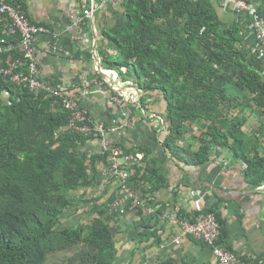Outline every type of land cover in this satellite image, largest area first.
<instances>
[{
	"label": "trees",
	"instance_id": "1",
	"mask_svg": "<svg viewBox=\"0 0 264 264\" xmlns=\"http://www.w3.org/2000/svg\"><path fill=\"white\" fill-rule=\"evenodd\" d=\"M246 1L264 20V0ZM119 4L124 20L105 32L116 54L101 51L106 66L131 65L142 91L140 104L146 107L144 97L158 92L167 107L159 156H151L147 147L120 144L126 153L142 154L128 179L140 204L110 214L114 196L105 203H98L102 196L87 199L84 190L99 187V165L107 163L106 152L89 146L95 134L67 130L70 111L53 96L0 76V264H54L49 254L74 247L65 264H118L112 222L131 210L143 221L164 212L154 209L149 220L143 216L146 206H153L151 197L168 184L164 163L169 155L200 165L228 153L246 164L244 176L252 186L264 184V59L254 45L250 48L249 21L222 18L219 0ZM254 120L256 129L247 131ZM191 125L198 126V133L190 134L199 144L194 150L177 145ZM91 201L97 204L91 207ZM83 203L90 206L86 219L64 222L66 212ZM207 212L218 220L213 208ZM141 228V236L154 237L151 245L159 241L146 230L149 225ZM159 264L185 263L169 258Z\"/></svg>",
	"mask_w": 264,
	"mask_h": 264
},
{
	"label": "crops",
	"instance_id": "2",
	"mask_svg": "<svg viewBox=\"0 0 264 264\" xmlns=\"http://www.w3.org/2000/svg\"><path fill=\"white\" fill-rule=\"evenodd\" d=\"M21 3L30 21L48 30L35 41L38 76L61 85L67 95L80 98L81 107L88 110L91 118L106 126L123 120V108L110 100V94L117 92L126 96L131 106L130 123L116 133L107 132L105 137L128 149L147 147L152 150L151 156H159L161 138L166 133L165 99L158 92L148 93L143 107L142 91L134 83L135 74L123 77L120 71L107 67L101 55L102 50L111 53L110 56L116 55L105 32L124 20L119 0H21ZM86 9L92 11V16L77 27L72 26L70 16ZM221 16L249 21L248 12L235 13L225 6ZM249 39L252 50V34ZM177 145L191 150L199 146L190 133ZM89 146L93 152L101 150L96 139ZM245 166L228 153L200 165L180 162L169 155L164 163L168 184L151 197L153 206L147 205L143 216L149 220L146 216L156 214L154 209L164 212L152 216L151 221H143L139 213L131 210L112 222L116 231L117 263L130 264L134 260V264H159L175 258L185 264H215L211 248L191 236H184L180 225L182 218H193L211 208L218 215L221 244L238 256L240 264L264 257V184L252 186L244 176ZM103 168L100 164L99 187L84 190L87 199L102 196L98 203L114 196L116 187L115 182L106 178ZM77 196L81 197V193ZM96 204V201L90 202L91 207ZM89 208L84 203L78 205L76 212H66L64 222L84 221ZM141 225H149L146 230L154 233L159 241L151 245L154 237L141 236ZM174 238H179L178 242Z\"/></svg>",
	"mask_w": 264,
	"mask_h": 264
},
{
	"label": "built area",
	"instance_id": "3",
	"mask_svg": "<svg viewBox=\"0 0 264 264\" xmlns=\"http://www.w3.org/2000/svg\"><path fill=\"white\" fill-rule=\"evenodd\" d=\"M219 1L237 13H249L248 28L254 38V50L258 52L259 58L264 59V20L256 14L255 4L246 0ZM91 16L90 9L82 13L74 12L70 16L72 26L77 27ZM45 32H48L45 26L30 21L21 0H0V76L32 92H44L53 96L70 111L67 130L95 134L101 151L107 153V163L102 164V171L108 180L117 184L114 197L107 206L108 212L124 214L128 205L132 209L140 204L139 197L131 188L128 179L129 169L140 161L142 154L126 153L118 142L107 139L105 134L116 133L130 123V102L126 96L117 92L110 94V100L123 108V120L121 123L106 126L103 122L91 118L88 110L81 107L80 98L68 97L64 87L40 78L35 59V41L39 34ZM102 82L100 81V84ZM196 129V125H191L189 132L193 133ZM180 225L184 236H191L211 248L215 264H240L238 256L219 243L220 224L213 212H204L193 218H182ZM178 240L179 238H174V241ZM255 264H264V257L256 259Z\"/></svg>",
	"mask_w": 264,
	"mask_h": 264
},
{
	"label": "rangeland",
	"instance_id": "4",
	"mask_svg": "<svg viewBox=\"0 0 264 264\" xmlns=\"http://www.w3.org/2000/svg\"><path fill=\"white\" fill-rule=\"evenodd\" d=\"M115 69L117 71H120V73L123 77H129V76L133 77V75H134V70H133L131 65H129V66H126V65L118 66ZM133 79H135V78H133ZM134 83H137V80ZM256 123L257 122H255V120L247 123L246 124L247 126L245 127L246 130L249 131L251 128H255ZM197 131H198V129H196L194 132H197ZM189 133L191 134V132H189ZM75 222H73V223H75ZM77 248L78 247H74L73 250H70V251H64L63 250V251L51 253L48 255V261L51 263H54V264H65L67 258L71 257Z\"/></svg>",
	"mask_w": 264,
	"mask_h": 264
},
{
	"label": "clouds",
	"instance_id": "5",
	"mask_svg": "<svg viewBox=\"0 0 264 264\" xmlns=\"http://www.w3.org/2000/svg\"><path fill=\"white\" fill-rule=\"evenodd\" d=\"M236 12V11H235ZM110 203V202H109Z\"/></svg>",
	"mask_w": 264,
	"mask_h": 264
}]
</instances>
